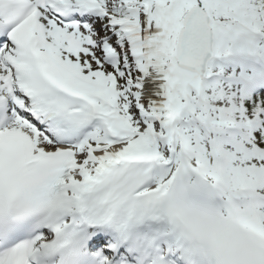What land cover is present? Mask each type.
<instances>
[{
	"label": "snow or ice",
	"instance_id": "snow-or-ice-1",
	"mask_svg": "<svg viewBox=\"0 0 264 264\" xmlns=\"http://www.w3.org/2000/svg\"><path fill=\"white\" fill-rule=\"evenodd\" d=\"M0 264H264V0H0Z\"/></svg>",
	"mask_w": 264,
	"mask_h": 264
}]
</instances>
